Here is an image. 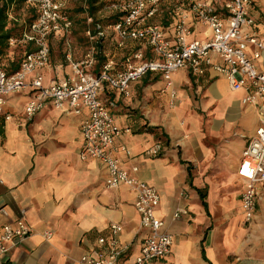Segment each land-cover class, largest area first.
Segmentation results:
<instances>
[{"label":"crops","instance_id":"obj_1","mask_svg":"<svg viewBox=\"0 0 264 264\" xmlns=\"http://www.w3.org/2000/svg\"><path fill=\"white\" fill-rule=\"evenodd\" d=\"M60 1L65 8L83 3ZM211 1L220 12L225 0ZM116 3L97 18L119 9ZM188 8L187 0H166L150 20L160 23L162 15L173 14L163 26L173 38L177 15L186 11L191 38L207 39L210 30ZM250 14L256 21L254 28L264 35L263 0H257ZM87 17L74 14L71 28L50 36L51 62L31 74L30 82L38 74L45 85L67 78L72 61L83 59L91 47L95 50L93 74L110 59L114 71L124 69L138 49L153 57L145 41L130 39L118 46L112 25L101 29L100 39L90 41L87 30L92 22ZM26 46L16 42L2 57L10 71L19 67ZM252 50L251 46L248 53ZM256 65L264 71V51ZM172 88L161 73L148 72L132 83L129 96L107 83L100 91L117 126L130 129L115 137L119 147L129 150L118 152L122 165L129 170L138 166L137 176L159 190L157 215L164 221L163 229L173 236L171 252L146 264H264V183L259 186L254 218L246 221L243 180L237 173L242 152L260 124L261 103H244L245 91L232 90L227 79L212 69L199 76L181 68L173 74ZM33 90L29 85L9 94L0 108V232L6 223L20 218L33 230L0 264H85L83 255L107 252V245L99 242L101 237L107 241L116 237L120 245L128 246L122 261L134 257L147 233L140 227L135 191L127 185L108 187L104 163L80 157L84 146L81 123L89 116L88 108L58 107L50 102L27 120L24 108ZM250 110L258 115L257 126L250 136L238 140L237 132L231 133L232 125L240 124L242 114ZM157 143L162 144V152L147 156L146 149ZM112 223L122 226L117 234Z\"/></svg>","mask_w":264,"mask_h":264},{"label":"built area","instance_id":"obj_2","mask_svg":"<svg viewBox=\"0 0 264 264\" xmlns=\"http://www.w3.org/2000/svg\"><path fill=\"white\" fill-rule=\"evenodd\" d=\"M165 1L125 0L119 5L125 14L112 25L118 36V46L123 47L130 39L145 41L153 57H147L143 49H138L128 58L124 69L114 71V60L110 59L98 74H93L90 68L95 60V50L91 47L83 59L72 61V71L67 78L45 85L42 75H35L31 82L29 76L50 64V36L71 28L73 21L62 12L64 4L60 0H27L28 4L37 7L39 15L21 39H11L10 44L23 42L32 48L24 52L16 71L10 72L0 64V108L9 94L20 92L29 85L34 90L24 108L27 120H32L50 102L58 107L65 104L86 106L89 116L81 123L84 138L81 159L101 160L108 170V187L127 185L136 193L135 207L140 214V227L147 231L140 253L122 261L128 246L120 245L116 237L109 241L101 237L99 242L102 246L107 245V252L93 251V254L83 255L81 261L85 264H146L152 259L166 257L173 245L172 234L163 229L164 221L157 215L161 200L159 190L137 176L138 166L129 170L118 156L120 149L127 153L129 150L119 147L115 137L130 129L123 130L117 126L113 113L100 98L105 83L129 96L132 83L148 72L161 73L167 87L172 88L173 74L181 68L186 67L199 76L212 69L227 79L232 90L245 91L244 103H261L260 124L243 150L237 170L243 180L242 209L246 221L255 215L259 186L264 183V71L256 65L264 51V35L254 28L256 21L250 14L257 0H225L220 12L211 0H187L188 9L211 32L205 40L191 38L189 12L180 13L173 38L167 36L160 23L151 21L150 18L157 14ZM87 19L93 21L90 15ZM101 29L97 34H93L91 28L87 30L90 41L104 35ZM171 90V103L174 104L176 90ZM161 152L162 144L157 143L147 148L145 154L157 156ZM181 212L177 211L174 216L179 217ZM111 229L117 234L122 226L112 223ZM32 233V228L22 218L6 223L0 232V260ZM51 234L48 232L46 236Z\"/></svg>","mask_w":264,"mask_h":264},{"label":"trees","instance_id":"obj_3","mask_svg":"<svg viewBox=\"0 0 264 264\" xmlns=\"http://www.w3.org/2000/svg\"><path fill=\"white\" fill-rule=\"evenodd\" d=\"M113 3H116L119 6L123 3V1L118 0L109 2L108 0H83L82 4L77 5L73 9H71L70 7H64L62 9V12L66 14L70 19L76 13H85L92 16V33L97 34V32L101 28L109 25H114L125 14V11L119 8L107 17L98 19L97 14L101 11H104V9L108 8V6ZM21 9L26 10V15L24 18H21L19 15H17V12ZM11 13H15L16 15L13 14V16H11ZM38 15L39 11L37 7L32 4H28L27 0H0V64H2V66L5 67L8 71H10L9 67L3 64L1 59L10 49V40L21 39L23 33L30 28L31 24L37 19ZM173 16V14L170 15L168 13L162 15L160 24L162 26L168 24L169 21L173 19ZM177 17L179 16L177 15ZM31 48L32 46L30 44H27L26 49L31 50ZM17 69L10 72H14Z\"/></svg>","mask_w":264,"mask_h":264},{"label":"rangeland","instance_id":"obj_4","mask_svg":"<svg viewBox=\"0 0 264 264\" xmlns=\"http://www.w3.org/2000/svg\"><path fill=\"white\" fill-rule=\"evenodd\" d=\"M74 3L70 4L71 9L76 7V6H74ZM167 6H170V5L166 4V7ZM105 11H107V10H105ZM105 11H103V12H105ZM13 14H15V13H13ZM17 15H19L21 18H24L26 15V10L21 9L20 11L17 12ZM103 18H105V17H103ZM1 60L3 61L4 59L2 58ZM230 95H232V94H230ZM236 95L237 96L242 95V93H238ZM175 106H176V104L173 105V107H175ZM257 120H258V115L254 110H250L248 112H245L242 114L241 122L239 121L240 124L236 122L232 125L231 133L234 134V132H237L236 139L244 140L245 138L250 136V134H252L251 133L252 130L257 126V122H258ZM242 134H244V136Z\"/></svg>","mask_w":264,"mask_h":264}]
</instances>
